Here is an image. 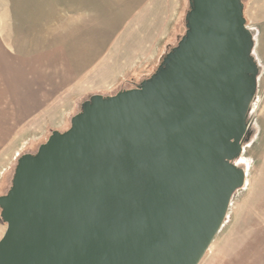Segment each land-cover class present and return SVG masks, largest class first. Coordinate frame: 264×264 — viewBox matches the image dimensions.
Here are the masks:
<instances>
[{"label":"water","instance_id":"1","mask_svg":"<svg viewBox=\"0 0 264 264\" xmlns=\"http://www.w3.org/2000/svg\"><path fill=\"white\" fill-rule=\"evenodd\" d=\"M135 87L92 94L22 154L0 195V264H198L244 185L257 88L241 0H188Z\"/></svg>","mask_w":264,"mask_h":264},{"label":"rangeland","instance_id":"2","mask_svg":"<svg viewBox=\"0 0 264 264\" xmlns=\"http://www.w3.org/2000/svg\"><path fill=\"white\" fill-rule=\"evenodd\" d=\"M39 1L51 10L52 0ZM54 1L57 22L76 27L88 24V30L82 28L75 38L83 49L99 54L87 63V74L97 83L96 78L104 76L103 86L97 84L98 89L82 93L72 109L64 112L63 124L51 126L39 141L18 145L12 157L0 159V195L10 186L18 158L35 153L51 131L66 130L90 95H112L148 78L184 34L189 9L188 0ZM241 3L258 67L257 88L247 114L250 136L234 160L244 170L245 181L232 195L222 225L198 264H264V0ZM84 33L88 38L83 39ZM5 227L0 218V234Z\"/></svg>","mask_w":264,"mask_h":264},{"label":"crops","instance_id":"3","mask_svg":"<svg viewBox=\"0 0 264 264\" xmlns=\"http://www.w3.org/2000/svg\"><path fill=\"white\" fill-rule=\"evenodd\" d=\"M83 25L57 22L54 0L51 10L38 0H0V159L63 124L82 93L103 86L104 76L97 83L87 74L99 54L75 38Z\"/></svg>","mask_w":264,"mask_h":264},{"label":"bare ground","instance_id":"4","mask_svg":"<svg viewBox=\"0 0 264 264\" xmlns=\"http://www.w3.org/2000/svg\"><path fill=\"white\" fill-rule=\"evenodd\" d=\"M80 105H81V104H80ZM244 181H245V180H244ZM236 191H237V190H236ZM234 193H235V192H234ZM234 193H233V194H234ZM221 225H222V224H221ZM220 227H221V226H220ZM219 229H220V228H219ZM219 229H218V231H219ZM218 231H217V233H218ZM217 233H216V234H217ZM216 234H215V236H216ZM215 236H214V237H215ZM213 239H214V238H213ZM212 241H213V240H212ZM212 241H211V242H212ZM210 244H211V243H210ZM209 246H210V245H209Z\"/></svg>","mask_w":264,"mask_h":264}]
</instances>
